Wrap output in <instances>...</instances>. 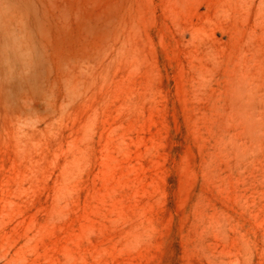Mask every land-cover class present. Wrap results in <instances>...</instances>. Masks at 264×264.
Returning a JSON list of instances; mask_svg holds the SVG:
<instances>
[{"label":"rangeland","instance_id":"1","mask_svg":"<svg viewBox=\"0 0 264 264\" xmlns=\"http://www.w3.org/2000/svg\"><path fill=\"white\" fill-rule=\"evenodd\" d=\"M0 264H264V0H0Z\"/></svg>","mask_w":264,"mask_h":264},{"label":"bare ground","instance_id":"2","mask_svg":"<svg viewBox=\"0 0 264 264\" xmlns=\"http://www.w3.org/2000/svg\"><path fill=\"white\" fill-rule=\"evenodd\" d=\"M55 2V1H54ZM60 7V6H59ZM62 28V27H61ZM65 80V79H64Z\"/></svg>","mask_w":264,"mask_h":264}]
</instances>
